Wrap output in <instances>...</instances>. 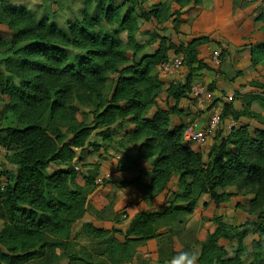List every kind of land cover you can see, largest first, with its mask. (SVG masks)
Segmentation results:
<instances>
[{"label": "trees", "instance_id": "1", "mask_svg": "<svg viewBox=\"0 0 264 264\" xmlns=\"http://www.w3.org/2000/svg\"><path fill=\"white\" fill-rule=\"evenodd\" d=\"M11 1L0 0V148L15 157L13 171H0V264H59L62 259L71 264H134L136 246L149 241L156 243L157 264L168 262L178 249L195 247L198 264H264V130L251 133L247 125L231 127L204 159L183 142L186 124L170 125L171 115L181 113L177 103L189 94L196 71L206 68L200 47L210 42L202 35L205 12L198 11L187 23L180 9L206 0H170L147 10L137 9L136 0H94L93 11L87 0L80 19L66 29L36 19L24 7L10 6ZM40 1L48 6L54 0ZM256 1L231 0L233 8ZM171 4L176 6L173 11ZM139 20L156 26L145 33L144 43L137 39ZM169 21L175 34L192 38L173 44L163 26ZM2 29L9 35L2 37ZM254 33L249 41L251 62L264 64V12L254 20ZM169 51L182 56L187 72L182 82H170L165 89L174 105L157 108L147 117L162 92L156 67ZM248 85L260 91L241 95L239 109L233 100L224 103L221 123L228 117H247L264 125V83ZM254 101L261 103L260 113L251 111ZM125 121L133 129L114 140L116 126ZM106 146L123 152L117 171L137 173L130 181L116 182L132 185L141 194L138 203L120 212L113 211L106 195L88 199L98 184L94 175L81 173L73 163L85 159L86 147L95 153L106 151ZM142 162L151 169L145 182ZM50 165L56 167L52 172ZM60 165L66 167L57 168ZM173 182L176 190L161 211L142 208ZM230 187L252 196L245 206H237L254 218L232 226L214 215L211 232L201 228L192 241L184 237L187 217L200 196L206 194L219 205L229 200ZM88 207L97 221L114 226L105 229L84 222L80 233L97 248L79 255L71 249L76 238L72 227ZM124 221L122 231L117 227ZM249 235L257 240L248 251ZM226 244L233 246L232 256Z\"/></svg>", "mask_w": 264, "mask_h": 264}, {"label": "crops", "instance_id": "2", "mask_svg": "<svg viewBox=\"0 0 264 264\" xmlns=\"http://www.w3.org/2000/svg\"><path fill=\"white\" fill-rule=\"evenodd\" d=\"M19 5H11L12 7H24L26 10H29L34 13L37 17L38 7L42 5H37V13L34 12L29 3H23L22 1L15 0ZM55 1V0H54ZM86 1V0H85ZM83 1V4H85ZM93 1H89L93 4ZM124 0H114L116 4L122 3ZM139 5L145 2V0H137ZM170 0H152L148 7H143L145 10L150 8L153 4L169 2ZM248 1V0H242ZM24 5V6H23ZM26 5V6H25ZM261 5V1L258 0L253 3L244 5L243 7L235 6L233 8L231 0H206L201 6H194L192 4L180 9L181 19L184 22L190 23L194 15L203 10L205 12V20L203 23V33L210 40L209 43L200 47V52L203 56V62L206 65V68L196 71L191 85H204L208 87V90L212 94V104L215 106H221L224 103L230 102L233 100L234 106L239 109L241 106L240 96L244 94H251L259 92L258 88L248 85L249 82L255 81L259 83H264V64L252 65L249 41L254 37V20L256 16L264 12V10L258 8ZM83 7V6H82ZM218 8H225V11ZM262 8V6H261ZM172 11L176 9L174 4H171ZM68 10V9H67ZM81 10V9H80ZM59 17L56 16L55 12H51L50 18L48 14L41 11V18H43L47 23L55 24L60 29H66L68 23H72L75 20L80 19V16H70L65 17L64 13L66 10L59 7L57 10ZM67 15V14H66ZM69 15V14H68ZM40 18V19H41ZM37 19V18H36ZM64 25L65 28H61L60 25ZM140 29L137 33V39L140 43H144L148 36L145 34L147 31H153L155 29V23L152 21H142L139 20ZM166 28V36L171 40L175 45L185 43L189 41L192 37L175 34L172 29L171 21L164 23L163 25ZM157 45H153L152 50L156 48ZM219 52V59L215 61L213 59V52ZM173 53L169 51L168 55ZM187 69L183 66L180 70V73H176L173 76H164L160 79L162 82V92L157 98L156 106L149 110L147 117L159 109H167L174 105V100L172 98H167L165 89L168 87L170 82L184 80L185 73ZM211 87V89H209ZM211 105H208V107ZM213 106V105H212ZM213 106V107H215ZM177 109L181 111L180 114L171 115V127L178 126L181 123H185L186 127L194 126L196 129L203 128L207 125L209 120V110H199L197 111L195 107V102L189 96V94L180 99L177 103ZM250 109L254 113H260L262 111V105L259 101H254L251 103ZM231 124L232 127H239L242 125H247L248 130L252 133L255 129H263L264 125H261L254 118L240 117L237 120H233L229 117L228 120H225L222 123V132L220 135L218 133H211L204 138L202 142L188 144V146L196 151L204 154L208 148L214 144L219 143L222 138H224L225 132L224 129L227 125ZM117 134L114 136V140H119L122 135L126 132H129L133 129V124L125 121L122 124L116 126ZM92 140L100 143L99 137H94ZM103 148L98 151V154H102ZM91 151L90 147H86L85 152H87L85 159L83 161H77L80 166L87 165V163L92 161H97L100 166V171L106 179L120 181H130L133 178L137 177V173L131 172H122L116 170V165L118 158L122 155L121 150L108 149L107 153L112 156H105V158L99 159L98 155H93L89 152ZM89 152V153H88ZM97 153V152H96ZM128 154L133 155L132 152ZM76 160L73 161L75 163ZM75 165V164H74ZM79 170V167L75 165ZM49 168H54V165H50ZM142 180L147 181V175L150 173V165L147 162H142L141 164ZM103 178V179H104ZM96 183H99V178L96 179ZM169 183L167 188L158 194L147 207H142L145 210L150 212L161 211L166 206V198L170 193L176 190V182ZM115 188V191H109V195L112 198V207L114 212H120L129 204H136L140 201L141 194L140 192L132 185L122 184L119 185V188ZM99 189H105L99 185L94 192L88 197V199L94 198L98 195ZM227 193L231 194L229 200L219 205H216L208 195L203 194L197 201L196 207L191 215L187 217L186 229L192 230V237L195 238L201 228L211 232L214 229V225L210 218L214 215L221 216L222 220L232 226H238L244 223L247 220L254 218L252 215H248L244 210L237 206L240 204L245 206L247 202L252 198L251 195H242L237 192L235 187H230L226 190ZM107 197L108 195L105 194ZM83 219V218H82ZM81 219V220H82ZM96 227H103L105 229H110L114 226L111 221H97L90 222ZM104 224H107L104 226ZM127 222L124 221L119 227L122 231L125 230ZM186 233V232H185ZM185 233L183 235H185ZM119 234L115 235V238L119 241L123 240V237ZM253 240H257L256 235H249L245 239V244L247 250H250V245ZM150 242H153L155 245L153 247L148 246ZM148 243V244H147ZM143 248V257L145 264H157L156 260L153 257V254L156 250L155 241H149ZM194 250H198V247H195ZM138 253V252H137ZM229 256H232V253L229 252ZM133 263L136 264L134 258ZM165 264H168L166 262Z\"/></svg>", "mask_w": 264, "mask_h": 264}, {"label": "rangeland", "instance_id": "3", "mask_svg": "<svg viewBox=\"0 0 264 264\" xmlns=\"http://www.w3.org/2000/svg\"><path fill=\"white\" fill-rule=\"evenodd\" d=\"M19 1H22L23 3H29L31 9L34 12H36V13L38 11L37 10V5L38 4L40 5V2H41L40 0H19ZM83 1H85V0H55V1H51L49 3L50 5H48V6H46L44 4L40 5L38 7V9H39L38 15H37V17L36 16L35 17L37 19H40L41 18V11H43L46 14L50 15L49 16L50 18H53V17H51V12L54 11L55 14H56V16L59 17L58 12H57V10L59 9V7L60 8L63 7V9L66 10V13H64V16L65 17H67V16H70L71 18L73 16H78L79 17L80 16V9L83 8L82 6H84V5H82L83 4ZM88 1H92V0H88ZM151 1L152 0H145V2L141 3L142 5L137 4L138 5L137 6V9L143 8L145 6L148 7V5L151 3ZM260 1H261V5H259L258 8L264 10V0H260ZM9 4L14 5V6L15 5H19L17 3V1H15V0L11 1ZM94 6H95V2L93 1V4L90 3V5H89V8L91 9V11L94 10ZM261 6H262V8H261ZM218 9H220V10L222 9V11H225L226 10L225 8H218ZM58 25H60L61 28H65V26L64 25H61L60 23H58ZM202 30H203V24H202ZM1 34H2V37H6L5 35H7V34L9 35V33L5 29H2ZM120 36L123 39L125 37L124 34H122ZM69 56L71 57L72 55L70 54ZM178 73H180V71ZM161 78H163V77H161ZM212 105L215 106L214 104L211 103V106ZM0 107H1V105H0ZM221 132H222L221 126L218 127L214 131V133H218V135H220ZM94 137L95 136H93L92 139ZM111 148L112 147L106 146V148H104L106 151L102 150L103 152L100 155L98 154V152L97 153L96 152L95 153H92L91 152V153H92V156L93 155H98V158L99 159H102V158H105V156H112V155H114V154L110 155V154L107 153V150L108 149L112 150ZM130 149H132V148H129V152L131 151ZM203 157H204V159H206V151L204 152ZM14 162H15V157L11 153H9L6 150H4L3 148H0V171L3 170V169H5L7 171H13L15 169V163ZM74 164L77 165V167H79V171L81 173L86 174V175L87 174L94 175L95 180L99 178L98 186L101 185L102 187L105 188V189H99L98 190V195L96 196V199H94L96 201L99 200V198L101 196H104L105 194H107L108 197H109V199L112 200L111 196L109 195V191L111 190L112 192H114L115 191V188L114 187L119 188V185H122V184L116 183V182H119L120 181L118 179L109 180V179L104 178L103 176H105V175L102 174L101 171H100V166L101 165L97 161L90 160L87 163V165H81L80 166V164L76 160ZM65 167H66V165H60L57 168H65ZM54 168L56 169V167H54ZM48 172H52V169L51 168H48ZM104 182H107V183H104ZM173 184H174V182H173ZM173 184H171V186H173ZM111 203H112V201H111ZM94 206H95V204L93 205V208H94ZM147 206H148V204H145V203L142 205V207H147ZM93 208H89L88 207V209H87V211H86L83 219L80 220V221L75 222V224L72 227L73 233L76 234V238L73 241L72 248H71L73 253H76V254H79V255H84V253L86 251H93L94 248H97L96 242L90 241L86 236H84L82 233H80L81 225L84 222H93V221L95 222L94 209ZM105 225H107V224H104V226ZM185 232L186 233H185L184 237H186L188 240L192 241L194 239L192 237L193 236L192 235L193 234L192 233V230L189 228V229L185 230ZM147 244H145V246ZM154 245L155 244L153 242H150L148 246L153 247ZM145 246L144 245H138V246H136V250L138 252V253L136 252V255L134 257L135 260H136V262H137L136 264H145V262L143 260L144 257L142 255L143 248H147ZM226 248H227L228 252H230L232 250L233 246L231 244H226ZM245 259H246L247 262L250 261L248 255L245 256ZM34 264H36V263H34ZM59 264H71V263L67 259H62L59 262Z\"/></svg>", "mask_w": 264, "mask_h": 264}, {"label": "built area", "instance_id": "4", "mask_svg": "<svg viewBox=\"0 0 264 264\" xmlns=\"http://www.w3.org/2000/svg\"><path fill=\"white\" fill-rule=\"evenodd\" d=\"M213 59L218 61L219 52H213ZM182 56L181 55H170L164 62L158 64L157 71L158 77L164 76H173L178 73L183 67ZM189 96L195 102V107L197 111L199 110H209V120L205 127L196 129L194 126H190L186 128L183 132V142L185 144H192L197 142H202L206 136L213 133L218 127H222V123L220 121V111L221 106H209L212 102V94L208 90V87L200 84L191 85ZM229 117L226 119L228 120ZM232 125L229 124L225 127L224 132L227 135L230 132ZM77 169V168H76Z\"/></svg>", "mask_w": 264, "mask_h": 264}, {"label": "clouds", "instance_id": "5", "mask_svg": "<svg viewBox=\"0 0 264 264\" xmlns=\"http://www.w3.org/2000/svg\"><path fill=\"white\" fill-rule=\"evenodd\" d=\"M199 258L198 250L181 248L169 258L168 264H198Z\"/></svg>", "mask_w": 264, "mask_h": 264}]
</instances>
